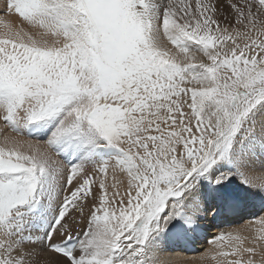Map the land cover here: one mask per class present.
Masks as SVG:
<instances>
[{
	"label": "snow or ice",
	"instance_id": "1",
	"mask_svg": "<svg viewBox=\"0 0 264 264\" xmlns=\"http://www.w3.org/2000/svg\"><path fill=\"white\" fill-rule=\"evenodd\" d=\"M0 122V264H264V0H0Z\"/></svg>",
	"mask_w": 264,
	"mask_h": 264
},
{
	"label": "bare ground",
	"instance_id": "2",
	"mask_svg": "<svg viewBox=\"0 0 264 264\" xmlns=\"http://www.w3.org/2000/svg\"><path fill=\"white\" fill-rule=\"evenodd\" d=\"M15 23H18V18H11ZM0 127H2V122H0ZM259 210V205L252 207L249 206L245 208L238 214H231L229 216H220L218 220L209 217L207 220L202 221V230L198 235L194 237L190 242L178 245L180 248H184L185 251L182 253L188 257H198L205 250L212 247L213 239L221 231H231L236 225L242 224L245 220L249 219L251 215ZM79 227H83L80 225ZM211 228V230H210ZM199 246H195V245ZM194 264H199V261L194 262Z\"/></svg>",
	"mask_w": 264,
	"mask_h": 264
}]
</instances>
